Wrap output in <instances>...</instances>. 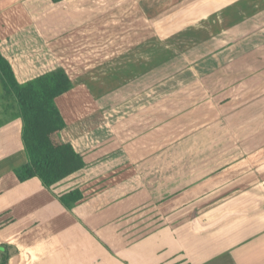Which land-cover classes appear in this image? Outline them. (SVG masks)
I'll list each match as a JSON object with an SVG mask.
<instances>
[{"label": "crops", "instance_id": "0c3cea01", "mask_svg": "<svg viewBox=\"0 0 264 264\" xmlns=\"http://www.w3.org/2000/svg\"><path fill=\"white\" fill-rule=\"evenodd\" d=\"M133 1L0 0V51L21 84L57 68L69 74L63 63H57V57L65 54L62 46H70L73 36L94 23L104 24L100 20ZM187 1L166 0L163 5L161 0L157 10L151 6L155 0H142L143 22L161 18L163 8L170 15L177 14ZM191 3L194 13L199 6L193 0ZM203 7L209 11L193 18L195 27L184 25L181 33H176L182 52L176 53L175 59H169L161 45L164 51L156 55L160 62L132 63L129 55H153L150 39L137 51L128 48L117 53L127 55L118 68L138 74L127 75L123 82L118 75L113 81L112 106L146 101L153 86L176 90L171 94L166 91L144 106L142 115L118 120V133L113 130L112 139L89 138L104 134L103 118L97 114L104 115L102 103L108 104L109 96L99 95L104 91L100 78L88 74L71 78L74 89L58 98L57 105L67 123L64 141L84 157L87 167L50 189L38 178L20 182L15 174L28 162L23 122L0 81V251L5 254L4 247L9 248L8 264H264V0H237L227 5L209 1ZM174 20L167 18L168 23ZM189 58L204 61L190 64ZM169 72L194 76L189 85L201 81L203 88L215 89L202 97L177 94L182 90L177 89L180 82H169ZM220 72L224 73L221 81L211 80ZM250 89L257 94L251 95ZM234 93L244 99L243 104L239 112H230L225 118L240 120L238 148L247 157L222 165L214 160L196 166L223 169L195 175V191L210 183L219 182V186L195 195L188 220L169 224L168 207H161L165 198L158 197V191H149L137 170L156 166V161L137 159L136 153L151 150L152 140L167 134L165 121L169 122V117L173 125L186 127L189 119H195V111L209 110L211 101L224 100L228 94L230 99ZM152 110L158 113L160 131L143 125L148 131L141 132V124L151 117ZM132 123L135 128L140 126L138 140L130 129ZM219 135L223 140L215 138ZM233 137L230 129L224 128L223 134H210L207 146L195 144V151L231 152ZM176 144L170 148L184 145ZM235 166L243 169L232 171ZM76 189L84 199L67 208L61 197Z\"/></svg>", "mask_w": 264, "mask_h": 264}, {"label": "rangeland", "instance_id": "374dc122", "mask_svg": "<svg viewBox=\"0 0 264 264\" xmlns=\"http://www.w3.org/2000/svg\"><path fill=\"white\" fill-rule=\"evenodd\" d=\"M141 1L142 0H135L136 5L134 1L132 3L129 2V4H126L125 7L117 9L114 13H111L108 16L104 17V19L100 20L104 24H100L98 22L85 28L86 30L83 31L82 34H76V36H73L71 38L72 42H70V46H62V51L65 52V54L61 53L59 56L60 58L57 57V63H59V61L63 63L73 80H77L86 74H88L89 78H100L99 83L103 85L100 86V88L103 87L102 90L104 91H101V93L99 92V95L109 96V103H102L104 106V115L101 116L97 114V117L103 118L101 126L104 134L98 133L97 135L94 134L90 136L89 138H92L94 141L106 138L112 139V131L114 130L115 132V126L118 125V120L122 119L123 117L130 116L131 114L142 115L141 109L144 106H149V103H153L154 101L158 100V97L160 95H164L167 93L171 94V92L176 90L174 89V87H169L168 91L166 89H156L153 84L151 91H148L149 96H146L148 98L146 101H140L136 99L134 102L131 101L132 103L121 105L120 107L112 106L110 89L113 88V81H116L118 79V75H120L119 77H123V80H119L120 82H123L127 80V75L138 74L136 72L126 73L119 69L118 63H123L127 55L120 56L117 55V53H125L127 52L128 48H132V50L136 48L137 51L142 43L150 39L152 40L153 55H138L136 57L133 55H129L128 59H130L132 63H134L135 61L138 63L140 60L148 61V59H150V61L152 60V64L157 63L160 59L159 56L156 55L161 51H164L163 49H160L161 45L162 48H165V51L168 52V58H174L177 55L176 53L182 52V48L180 47V45H177L178 42L176 33H181L182 26H186L187 29H189L193 24L195 27V20L193 18H195L196 15L201 16L203 13H208L209 11L207 7H203L204 5H207L209 1L210 3L211 1L226 2L227 5L230 3H235L237 0H193L195 6H199L198 9H195L194 13L192 10V0H189L185 3L182 11H177V14L174 13L170 15V11L168 12V10L166 11V9L163 8L164 12L161 13V18H148L146 20V23L143 22L145 10L142 7V3L140 4ZM155 1L156 2L151 3V6L156 7L158 10L160 8L161 0ZM162 4L165 5L166 0H163ZM251 10L252 9H249V11ZM183 11L184 15L182 13ZM219 11L220 9H216L217 13ZM253 11H255V9H253ZM167 18H176V20H174V22L168 23ZM200 19L202 21V17ZM196 25L200 27L199 24ZM172 35L176 36L174 37ZM118 45L120 47H117ZM173 53H175V55H173ZM215 56L218 55L215 54ZM203 57L204 56H200L199 58L202 59ZM202 61L204 60L195 62V60L189 58L188 62H190V64H198ZM132 63H130V65H133ZM179 73H181V75L179 76H176L175 72H169L168 74L169 82H171V80L180 82V86L177 87V89L182 90L177 92V94L181 93L184 96L187 94H190V96L199 95L200 97H202V94L204 92H211L215 89L203 88L204 85L201 81L199 83L189 85L187 84V82H191V80L194 79V76H191L190 78L184 76L186 73ZM223 76V72L216 73L211 80L214 81L215 78V81H221ZM228 77L229 76H227V78ZM250 90L251 95L257 94V91L255 89ZM217 91H219V89H217ZM229 95L230 94H228V96H226L224 100L221 98L217 101H211L212 103L210 104L209 110H204L202 112L198 109L197 111H195V119H189V123L186 127H179L180 123L178 124V126L176 124L173 125L174 123L170 121L169 117V122L165 121L166 125L168 124L167 134H162L161 136L154 138L152 140L151 150L147 151L144 154L138 152L136 153V155L138 156L137 159L144 158V160H147L151 158L156 161V166H151V168L146 167L144 169L141 168L137 170L141 174V178L145 179V182L147 183H145V185L146 187H149V191H152L153 193L155 191H158V197L162 196V199L165 198L164 200H162L163 202L161 203V207L162 209L168 207L167 210L169 216V224L179 222L180 220H188L191 214L192 204L190 203L195 200V195H200L201 193L203 194V191L205 193V191L208 192V190L219 186V182L210 183L203 186L206 189L202 188V190L195 191V184L192 183L195 181V175H210L213 174L214 171L216 173H219L218 171L223 169L222 167L197 168L196 166L204 164L203 162L209 163L214 160L220 161L218 165H222V163L227 160H240L247 157L246 152L243 149L240 150L238 148V144L240 142L238 137L240 120L237 118V120L228 121L227 118H225V115L229 114L230 112H239V106L243 104L242 101L244 99H242L238 94L236 95L235 93L233 95L231 94L232 96L229 99ZM169 116H171V113H169ZM174 119H176V117ZM143 122L145 123L141 124V132H143V130H147V128H143V125L151 127L150 129L152 131H160L159 125L161 122L159 120L158 113H156L154 110H152L151 117H145V120ZM224 128L230 129V133L232 132V134L234 135L233 138L235 140V145H237L236 149H234L235 145H232L233 147L231 152L226 153L223 151L217 153H204V151H195V144H201L203 147L207 146L209 144L210 134H223ZM130 129L134 130L135 138L137 139L140 135V126L135 128L133 125ZM235 129H238V131ZM209 132L210 134L207 135V133ZM194 133H198L199 137H196ZM203 134H205V136H200ZM213 137L214 136H212V138ZM215 138L223 140V136L221 135L215 136ZM175 143H177L176 145L178 146L180 144L184 145L182 147L177 146L178 148L172 150V148L170 147H172L171 145ZM166 147L170 149L165 152L164 149ZM241 169L243 168H238L235 166L231 170L240 171ZM174 194H177L178 196L175 197L176 195ZM167 196L169 198L166 201ZM176 219H178L179 221H177Z\"/></svg>", "mask_w": 264, "mask_h": 264}, {"label": "trees", "instance_id": "16d2710c", "mask_svg": "<svg viewBox=\"0 0 264 264\" xmlns=\"http://www.w3.org/2000/svg\"><path fill=\"white\" fill-rule=\"evenodd\" d=\"M0 81L5 94L15 101L23 122L22 140L28 162L15 171L19 181L38 178L50 189L85 169L84 157L63 138L67 123L57 99L74 89L66 70L57 68L21 84L0 51ZM83 199V193L76 189L62 196L61 202L72 208ZM3 250L5 254L0 251L1 264H8L11 257L9 248L4 247Z\"/></svg>", "mask_w": 264, "mask_h": 264}]
</instances>
